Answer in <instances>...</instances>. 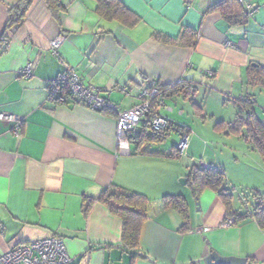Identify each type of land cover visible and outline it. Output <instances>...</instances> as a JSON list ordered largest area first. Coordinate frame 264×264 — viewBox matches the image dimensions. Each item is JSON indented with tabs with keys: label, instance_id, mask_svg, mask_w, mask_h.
I'll return each instance as SVG.
<instances>
[{
	"label": "crops",
	"instance_id": "obj_1",
	"mask_svg": "<svg viewBox=\"0 0 264 264\" xmlns=\"http://www.w3.org/2000/svg\"><path fill=\"white\" fill-rule=\"evenodd\" d=\"M57 1L56 12L32 0L9 29L21 0H0V113L22 119L18 134L0 122V254L58 236L72 264H192L212 252L264 264L258 220L224 227L234 217L222 197L212 189L195 196L188 176L193 165L222 169L231 211L247 210L246 194H264V154L247 118L238 122L237 103L252 99L264 126V85L250 81V68H264V0H244L252 10L243 23L214 9L225 0H122L138 17L134 26L101 18L95 0ZM189 32L195 37L183 38ZM59 37L56 55L50 45ZM29 64L32 76L21 77ZM66 67L121 111L141 104L151 80L165 87L159 113L189 131L186 153L168 158L174 146L157 144L142 148L156 154H131L133 145L122 152L116 113L50 101L49 83ZM115 187L150 201L135 251L123 243V221L101 201ZM166 196L184 198L187 219L164 206Z\"/></svg>",
	"mask_w": 264,
	"mask_h": 264
},
{
	"label": "trees",
	"instance_id": "obj_2",
	"mask_svg": "<svg viewBox=\"0 0 264 264\" xmlns=\"http://www.w3.org/2000/svg\"><path fill=\"white\" fill-rule=\"evenodd\" d=\"M97 3V14L108 21H118L127 26H134L137 24L138 17L131 10H129L122 0H95ZM49 8L52 11L59 10V2L57 0H46ZM32 0H21L20 4L12 11L13 15L9 23L8 28L12 29L19 25L26 12L28 11ZM235 3V1H234ZM231 0H225L214 9L223 11L225 17L233 23H243L247 21L250 12L240 4H234ZM195 33L189 32L183 38H194ZM158 39H163L165 42L172 41L165 36H157ZM187 39V40H191ZM250 81L252 84L261 83L264 85V68H250ZM158 84V83H157ZM158 87L163 91V99L165 96V87L158 84ZM57 104V100H52ZM241 106V116L238 118V122L243 121V117L247 118V126L252 133L253 138L256 139L257 144L264 154V126L255 120L252 105L254 101L249 97L237 101ZM249 118V119H248ZM173 131L181 133V137L184 134H188L189 131L185 127L174 124L169 120L168 126L160 131L154 130L147 122L142 123L134 133H129L128 138L131 146L135 147V150L131 154H156L155 152H145L142 150L143 146L151 144L163 143ZM159 155V153H157ZM168 158H180L178 145H174L170 154L166 155ZM189 186L191 187L193 194L199 196L204 190L212 189L219 193L225 202L230 217H234L235 223L239 218H256L264 227V194L258 191H253L250 194H246L243 200V206L247 209L243 213L238 211H231L230 204L232 194L226 187V179L224 171L220 168L205 167L203 165H193L189 172ZM101 201L107 205L110 212L119 217L124 224L123 230V243L131 251H135L139 247L141 229L144 222L148 219V212L150 207V201L148 198L140 193L130 192L121 188H112L105 191L101 196ZM164 206H173L179 211L184 219L188 218L187 205L183 197L180 196H166L163 199ZM251 205V208L248 206ZM188 226V223H184L182 228Z\"/></svg>",
	"mask_w": 264,
	"mask_h": 264
},
{
	"label": "built area",
	"instance_id": "obj_3",
	"mask_svg": "<svg viewBox=\"0 0 264 264\" xmlns=\"http://www.w3.org/2000/svg\"><path fill=\"white\" fill-rule=\"evenodd\" d=\"M244 2V0H239ZM246 4V3H245ZM247 5L248 11L252 6ZM62 44L59 37L51 42V50L58 55ZM33 67L27 65L20 72L23 78L32 76ZM49 100H57L61 104L72 103L83 105L96 112L112 111L117 115V143L122 152H131L129 133H134L137 128L147 122L154 130L160 131L168 126L169 120L159 113V108L164 106L163 91L157 82L151 80L146 84V89L141 94V104L130 110H119L111 101L103 98L99 90L83 84L75 68L66 67L57 78L49 83ZM0 122L12 124L18 134L22 119L13 114L0 113ZM189 134H184L178 144L179 153L184 155L189 147ZM235 224L234 218L227 219L224 227ZM73 260L67 252L65 242L58 236L21 244L3 254H0V264H72Z\"/></svg>",
	"mask_w": 264,
	"mask_h": 264
},
{
	"label": "water",
	"instance_id": "obj_4",
	"mask_svg": "<svg viewBox=\"0 0 264 264\" xmlns=\"http://www.w3.org/2000/svg\"><path fill=\"white\" fill-rule=\"evenodd\" d=\"M145 258H147V256H144L143 254H139ZM155 264H157L156 262H154ZM254 264L249 262L248 259L246 258H237V257H223L221 255H219L217 252H212L209 256L195 261L192 264Z\"/></svg>",
	"mask_w": 264,
	"mask_h": 264
},
{
	"label": "rangeland",
	"instance_id": "obj_5",
	"mask_svg": "<svg viewBox=\"0 0 264 264\" xmlns=\"http://www.w3.org/2000/svg\"><path fill=\"white\" fill-rule=\"evenodd\" d=\"M180 140H181V138L179 136H177L176 134H174V135H171L170 137H168L166 139V141L163 143V145H158V144L157 145H152V148H154V149H157V148H161L162 149V148H165V147L171 148L176 143L178 145ZM174 141H175V144H172ZM146 147H148V146H146Z\"/></svg>",
	"mask_w": 264,
	"mask_h": 264
}]
</instances>
